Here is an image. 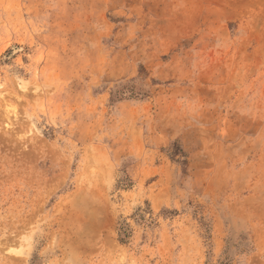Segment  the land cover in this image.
Wrapping results in <instances>:
<instances>
[{
    "label": "rangeland",
    "instance_id": "rangeland-1",
    "mask_svg": "<svg viewBox=\"0 0 264 264\" xmlns=\"http://www.w3.org/2000/svg\"><path fill=\"white\" fill-rule=\"evenodd\" d=\"M0 264H264V0H0Z\"/></svg>",
    "mask_w": 264,
    "mask_h": 264
}]
</instances>
